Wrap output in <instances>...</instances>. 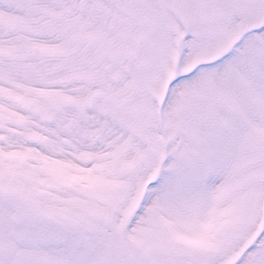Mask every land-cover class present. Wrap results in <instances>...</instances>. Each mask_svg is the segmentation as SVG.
<instances>
[{"label":"snow or ice","instance_id":"6c2138e0","mask_svg":"<svg viewBox=\"0 0 264 264\" xmlns=\"http://www.w3.org/2000/svg\"><path fill=\"white\" fill-rule=\"evenodd\" d=\"M0 264H264V0H0Z\"/></svg>","mask_w":264,"mask_h":264}]
</instances>
